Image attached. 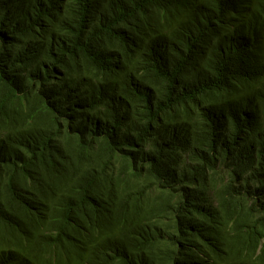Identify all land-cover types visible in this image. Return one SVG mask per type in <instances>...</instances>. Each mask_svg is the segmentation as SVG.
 <instances>
[{
    "label": "trees",
    "instance_id": "trees-1",
    "mask_svg": "<svg viewBox=\"0 0 264 264\" xmlns=\"http://www.w3.org/2000/svg\"><path fill=\"white\" fill-rule=\"evenodd\" d=\"M0 264H264V0H0Z\"/></svg>",
    "mask_w": 264,
    "mask_h": 264
}]
</instances>
